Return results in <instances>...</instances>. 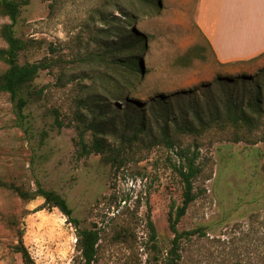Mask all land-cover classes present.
Returning <instances> with one entry per match:
<instances>
[{
    "label": "rangeland",
    "instance_id": "374dc122",
    "mask_svg": "<svg viewBox=\"0 0 264 264\" xmlns=\"http://www.w3.org/2000/svg\"><path fill=\"white\" fill-rule=\"evenodd\" d=\"M99 1L28 0L14 29L36 43L20 53L19 63L40 60L46 45L69 37ZM156 1L135 24L144 74L125 85L115 117L100 118L99 131L85 132L87 143L101 140L102 152L79 156L77 130L57 129L47 114L51 105L65 109L70 98L76 106L73 99L82 94L77 82L48 87L20 118L0 93V177L31 191L38 182L62 195L79 226L99 233L94 264H159L169 258L174 237L169 211L182 199L177 148L161 140L167 123L182 146L199 145L196 198L176 224L178 232L191 233L179 240L178 264H264V114L252 130L215 126L196 137L178 130L196 123V111L202 116L227 101L246 104L258 96L264 112V50L220 59L197 24L200 0ZM209 2L229 12V20L233 4L245 17L252 12L248 0ZM5 23L0 14V27ZM193 47L198 56L180 60ZM139 55L132 53L133 59ZM53 83L41 70L33 87ZM235 133L243 140L234 142ZM0 214L16 219L13 228L0 222V264H24L14 250L19 240L34 264H79L74 226L41 197L22 201L0 190Z\"/></svg>",
    "mask_w": 264,
    "mask_h": 264
},
{
    "label": "trees",
    "instance_id": "16d2710c",
    "mask_svg": "<svg viewBox=\"0 0 264 264\" xmlns=\"http://www.w3.org/2000/svg\"><path fill=\"white\" fill-rule=\"evenodd\" d=\"M156 0H100L92 7L78 29L69 37L46 45L47 53L38 61L19 63L20 53L32 48L35 40L16 36L14 26L21 13L22 6L28 0H0V14L9 19L0 27V37L6 46L0 48V62L4 69L0 72V93L8 95L15 107L17 117H23L22 111L30 101L44 98L52 85L67 86L77 82L81 95L74 97L75 107L70 106V98L65 106L51 105L47 114L52 117V124L61 127L72 126L78 133L79 156L102 152V142L93 138L91 143L85 141L88 130H100L97 121L103 117H115L117 102L122 101L125 85H131L137 79V73L143 75L139 48L140 35L135 24L142 15L148 14ZM137 49L140 55L133 59L132 53ZM198 56L196 47L190 48L180 60L188 62ZM255 58V57H253ZM251 58V59H253ZM41 70L46 71L54 83L40 88L33 87V81ZM261 101L257 96L246 104L227 101L225 105L211 108L200 116L197 111L195 124H185L178 128L180 133L193 137L200 136L215 126L252 130L258 126L259 118L264 114ZM220 104V103H219ZM87 117H90L87 119ZM202 117H208L203 119ZM161 140L176 146L180 162L174 166L182 183L181 204L172 207L168 214L169 227L174 233L169 258L159 264H178L179 240L190 232H178L176 224L185 214L188 206L195 200L193 180L200 173L196 160L199 156V145L193 141L189 145L180 144L178 137L172 138L168 133L167 123L162 128ZM234 142L243 140L235 133ZM250 141L249 139H246ZM261 140L264 141V132ZM0 190L11 193L22 201H31L41 197L44 204L56 207L72 223L76 230V247L80 254L79 264H94L99 240V233L94 228H81L79 220L73 215L67 200L54 190L42 187L38 182L34 190H29L12 180L0 177ZM0 222L13 228L16 219L11 215L0 214ZM151 234L155 231L148 222ZM14 250L20 254L24 264H34L23 242L19 240Z\"/></svg>",
    "mask_w": 264,
    "mask_h": 264
},
{
    "label": "crops",
    "instance_id": "0c3cea01",
    "mask_svg": "<svg viewBox=\"0 0 264 264\" xmlns=\"http://www.w3.org/2000/svg\"><path fill=\"white\" fill-rule=\"evenodd\" d=\"M248 1L251 15H241L233 4L229 20V12L224 14L213 9L209 0H200L197 24L220 59L250 57L264 50V0Z\"/></svg>",
    "mask_w": 264,
    "mask_h": 264
}]
</instances>
